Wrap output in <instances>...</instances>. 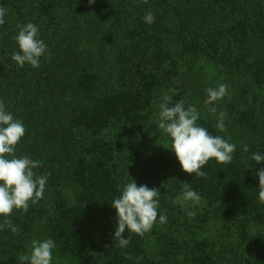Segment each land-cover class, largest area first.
<instances>
[{"label": "trees", "instance_id": "16d2710c", "mask_svg": "<svg viewBox=\"0 0 264 264\" xmlns=\"http://www.w3.org/2000/svg\"><path fill=\"white\" fill-rule=\"evenodd\" d=\"M0 6V101L27 130L15 155L40 161L33 171L48 174L43 198L11 214L19 232L0 228V264H22L33 240L49 238L52 264H264V162L250 159L264 155V0ZM148 12L152 24L144 20ZM29 22L48 48L38 69L12 59L18 25ZM221 83L228 95L207 104L206 90ZM165 95L195 106L200 126L236 146L231 163L213 158L201 178L181 170L168 137L164 147L148 148V126ZM220 111L227 114L223 131L216 127ZM131 179L159 189L158 212L167 222L157 219L143 237L126 230L130 243L121 248L111 204ZM184 183L199 205L176 202Z\"/></svg>", "mask_w": 264, "mask_h": 264}, {"label": "clouds", "instance_id": "9594fccd", "mask_svg": "<svg viewBox=\"0 0 264 264\" xmlns=\"http://www.w3.org/2000/svg\"><path fill=\"white\" fill-rule=\"evenodd\" d=\"M89 5L95 0H88ZM6 9L0 6V26L5 23ZM144 20L147 24L154 23L155 17L148 12ZM18 34L15 41L18 51L12 54V59L21 68L25 64L33 69L40 67L42 57L46 58L48 48L45 42L38 37V27L29 22L18 25ZM207 104H215L228 95V85L221 83L216 88L207 90ZM171 104V106H169ZM158 129L161 130L171 142V152L175 155L181 170L196 177L205 178L203 170L211 159L219 164H229L233 160L236 146L227 142L223 137L211 135L209 131L197 122L200 113L193 105L185 106V101L180 100L172 104V97L165 95L163 103L159 105ZM209 111L216 115L217 108L211 107ZM226 112L220 111L217 116L216 127L221 131L225 128ZM26 128L21 120L15 119L6 111L5 105L0 101V228L7 226L13 233H18L10 216L14 210L27 212L30 205L38 203L43 198L46 189L48 174L37 175L33 170L41 166L40 161H33L27 156L17 158L16 146L26 134ZM248 152L247 147L244 148ZM252 161L264 162V155L254 153ZM259 176V201L264 203V169ZM160 191L149 188L147 185L137 186L130 180L122 188V193L115 198L111 207L116 210L117 227L114 240L118 241L121 248H126L130 240L122 238L127 230L130 233L143 237L150 233L155 223L167 222L166 215H160ZM176 202L181 206L191 203L199 205L201 197L191 189L189 183H184L182 193L176 197ZM189 217H194V211L187 212ZM55 243L52 239L44 241L33 240L30 255L19 257L22 264H52Z\"/></svg>", "mask_w": 264, "mask_h": 264}, {"label": "rangeland", "instance_id": "374dc122", "mask_svg": "<svg viewBox=\"0 0 264 264\" xmlns=\"http://www.w3.org/2000/svg\"><path fill=\"white\" fill-rule=\"evenodd\" d=\"M211 67H209V71H210V74L212 75V72H211ZM207 75L205 71H201V75L204 76V83H206L207 81H209L208 83H210L211 81V75ZM161 103L158 104V109L160 111V108H159V105ZM159 111L156 113V115L152 118V120L150 121L149 123V126H148V134L150 136V140H149V143H148V148L151 149V150H155V149H158V148H161V147H164L165 145H167V141H166V135L158 129V123H159ZM193 206L191 203L185 205L184 207L187 208V207H191ZM187 213V212H186ZM214 232V228H209V231L208 233H213Z\"/></svg>", "mask_w": 264, "mask_h": 264}]
</instances>
